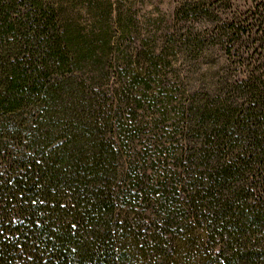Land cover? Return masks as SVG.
<instances>
[{
	"label": "trees",
	"instance_id": "1",
	"mask_svg": "<svg viewBox=\"0 0 264 264\" xmlns=\"http://www.w3.org/2000/svg\"><path fill=\"white\" fill-rule=\"evenodd\" d=\"M78 1L0 0V264H264V0Z\"/></svg>",
	"mask_w": 264,
	"mask_h": 264
},
{
	"label": "rangeland",
	"instance_id": "2",
	"mask_svg": "<svg viewBox=\"0 0 264 264\" xmlns=\"http://www.w3.org/2000/svg\"><path fill=\"white\" fill-rule=\"evenodd\" d=\"M182 0H79L77 2V9L83 13L82 21L85 25H90V19L86 15L88 9L93 11H100L98 5L101 3L111 2L112 16L115 17L118 9H125L129 5H132L136 17L139 20V26L142 28L143 35L147 34V31L156 28L158 21L161 18H170L174 9L181 3ZM229 4L234 5V8H238L240 11H246L252 4L253 0H226ZM261 0L253 1V4L260 3ZM221 2V1H220ZM261 6L264 5L262 1ZM114 26V21L112 19Z\"/></svg>",
	"mask_w": 264,
	"mask_h": 264
}]
</instances>
